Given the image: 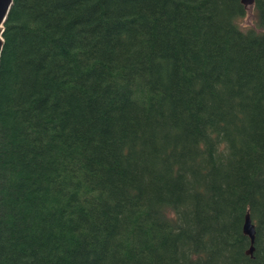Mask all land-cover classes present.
<instances>
[{
    "label": "trees",
    "instance_id": "16d2710c",
    "mask_svg": "<svg viewBox=\"0 0 264 264\" xmlns=\"http://www.w3.org/2000/svg\"><path fill=\"white\" fill-rule=\"evenodd\" d=\"M253 7L260 32L240 0H13L0 264H264Z\"/></svg>",
    "mask_w": 264,
    "mask_h": 264
},
{
    "label": "water",
    "instance_id": "95a60500",
    "mask_svg": "<svg viewBox=\"0 0 264 264\" xmlns=\"http://www.w3.org/2000/svg\"><path fill=\"white\" fill-rule=\"evenodd\" d=\"M255 0H240V3L243 7L247 8L249 6L254 5ZM13 3V0H0V57H1V52L3 48V30H4V23L6 21V18L8 16L9 10L11 8V5ZM243 233L248 236L250 240L251 247L249 249V254H252L253 252V243L255 240V226L252 223L251 219L249 216H246L244 219V224H243Z\"/></svg>",
    "mask_w": 264,
    "mask_h": 264
},
{
    "label": "rangeland",
    "instance_id": "374dc122",
    "mask_svg": "<svg viewBox=\"0 0 264 264\" xmlns=\"http://www.w3.org/2000/svg\"><path fill=\"white\" fill-rule=\"evenodd\" d=\"M238 26L241 30H254L255 32H260V29L257 26L256 17H255V9L253 6H249L246 8V14L243 18H241L237 22Z\"/></svg>",
    "mask_w": 264,
    "mask_h": 264
}]
</instances>
